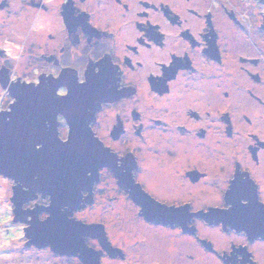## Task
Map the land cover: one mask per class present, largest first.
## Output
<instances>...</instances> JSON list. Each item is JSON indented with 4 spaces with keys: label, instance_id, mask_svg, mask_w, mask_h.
I'll return each mask as SVG.
<instances>
[{
    "label": "flooded vegetation",
    "instance_id": "af4514ba",
    "mask_svg": "<svg viewBox=\"0 0 264 264\" xmlns=\"http://www.w3.org/2000/svg\"><path fill=\"white\" fill-rule=\"evenodd\" d=\"M100 67L115 70L107 83L66 100L46 88ZM0 77V120L27 88L30 138L48 148L33 179L4 177L13 222L15 202L23 234L33 218L88 226L82 247L61 254L24 235L28 250L78 264H264V0H0ZM62 146L87 156L60 164Z\"/></svg>",
    "mask_w": 264,
    "mask_h": 264
},
{
    "label": "water",
    "instance_id": "95a60500",
    "mask_svg": "<svg viewBox=\"0 0 264 264\" xmlns=\"http://www.w3.org/2000/svg\"><path fill=\"white\" fill-rule=\"evenodd\" d=\"M35 101V99H33ZM31 101L28 99V102ZM26 98L17 100L11 106V111L8 112V118L2 116L0 120V175L3 177L14 179L15 181H25L34 178L37 172H42L41 157L46 154L45 151L40 154H35L31 151L33 144L30 135L35 133L37 122H28L26 120ZM38 115V114H37ZM30 124L31 128H26ZM74 130V129H73ZM57 162L64 163L69 160L78 158L81 162L87 153L80 147H57ZM87 162V159H86ZM49 180V178L47 179ZM67 180L77 182L79 187L86 181L81 177H73ZM15 221H20L21 211L20 206L14 202ZM31 226L25 228L24 235L31 238L30 244H34L38 248L50 245L58 253L67 252L62 249L66 245L83 246L82 236L87 235L88 226L83 223L61 224L54 226L51 221L39 222L35 218L30 222ZM88 254V252H86ZM89 255V254H88Z\"/></svg>",
    "mask_w": 264,
    "mask_h": 264
},
{
    "label": "rangeland",
    "instance_id": "374dc122",
    "mask_svg": "<svg viewBox=\"0 0 264 264\" xmlns=\"http://www.w3.org/2000/svg\"><path fill=\"white\" fill-rule=\"evenodd\" d=\"M9 190L8 180L0 175V264H78L76 260L54 259L48 252L25 247L24 234L13 222Z\"/></svg>",
    "mask_w": 264,
    "mask_h": 264
},
{
    "label": "snow or ice",
    "instance_id": "6c2138e0",
    "mask_svg": "<svg viewBox=\"0 0 264 264\" xmlns=\"http://www.w3.org/2000/svg\"><path fill=\"white\" fill-rule=\"evenodd\" d=\"M115 70L108 68V67H100L98 73L95 75L94 80H78L74 74H64V81L61 82V78L52 80L49 82L46 86V88L51 89V93L54 99L56 100H66L70 96V94H74L77 91H83L85 89H89L91 86H93L94 82L97 84H104L107 83L108 77L110 74H112ZM0 82H5L3 77H0ZM111 87H115V82L113 81L110 84ZM27 88L21 87L19 89L18 98L21 99L22 94ZM38 89V88H37ZM62 115V114H61ZM63 121H61V124ZM45 126L47 127V122H45ZM56 129V128H55ZM69 133L61 137L57 134L55 130V139L60 142L61 144H67L69 141ZM98 151H102V148L100 145H95ZM46 150V144L43 142H33L31 145V151L35 154H40ZM88 173V172H87ZM236 183V182H234ZM233 183V184H234ZM229 191V190H228ZM261 205H264V201L259 202ZM229 212L233 210V204H229ZM250 206L249 200L245 198H241L238 201L237 207L239 209H247Z\"/></svg>",
    "mask_w": 264,
    "mask_h": 264
}]
</instances>
